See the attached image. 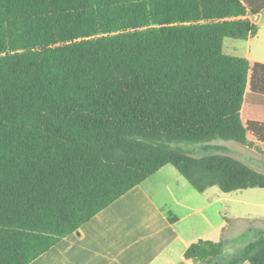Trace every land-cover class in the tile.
<instances>
[{
    "label": "trees",
    "instance_id": "16d2710c",
    "mask_svg": "<svg viewBox=\"0 0 264 264\" xmlns=\"http://www.w3.org/2000/svg\"><path fill=\"white\" fill-rule=\"evenodd\" d=\"M264 0H0V264H31L167 165L200 193L264 188V173L178 144L264 143L245 122L264 63L224 52L248 40ZM223 263L264 264V229Z\"/></svg>",
    "mask_w": 264,
    "mask_h": 264
},
{
    "label": "rangeland",
    "instance_id": "374dc122",
    "mask_svg": "<svg viewBox=\"0 0 264 264\" xmlns=\"http://www.w3.org/2000/svg\"><path fill=\"white\" fill-rule=\"evenodd\" d=\"M224 52L236 57L250 55L264 59V29L251 43L225 38ZM248 102L242 115L245 122L250 117ZM177 146L197 157L207 153L229 155L264 173V156L257 153L259 150L254 151L253 146L225 140ZM168 166L174 173L165 181L170 186L168 195L154 199L153 204L146 203L141 210L134 211L124 206L119 210L124 217L121 234L125 237L120 242L126 246L140 240L136 250L139 263L167 264L165 261L169 257L173 264H180L184 248L179 237L191 244L201 240L227 242L219 258L225 263L254 240V235H245L249 230L264 229V188L225 193L214 186L200 193L173 166ZM162 213L166 218H177V222L171 226L162 218ZM174 230L178 235L173 233Z\"/></svg>",
    "mask_w": 264,
    "mask_h": 264
},
{
    "label": "crops",
    "instance_id": "0c3cea01",
    "mask_svg": "<svg viewBox=\"0 0 264 264\" xmlns=\"http://www.w3.org/2000/svg\"><path fill=\"white\" fill-rule=\"evenodd\" d=\"M250 18L259 28L257 36L260 35L264 29V11ZM252 40L253 38H250L247 41L251 43ZM244 58L252 63H264V59L251 57L250 55H245ZM248 100L250 117L247 121H264V96L251 94ZM248 139L254 143L252 149L256 152L259 150L257 153L264 156V143L257 141L251 134L248 135ZM168 167V165L163 167L142 184L97 214L91 221L83 225L78 233L63 238L56 246L31 264H143L138 262L139 258H137L136 253L141 243L139 239L126 246H123L120 242V239L125 237L121 234L124 217L119 210L122 206L128 209L131 208L134 211L141 210L146 203L153 204L154 199H163L161 196L168 195L170 186L165 181L174 175ZM168 214H171V212H168ZM161 216L171 226L177 222V218L171 216L166 218L163 213ZM173 233L178 235L175 230ZM178 239L182 248H184L180 264H194L193 260L185 258V252L191 243L184 238L179 237ZM165 262L173 264L169 257L166 258Z\"/></svg>",
    "mask_w": 264,
    "mask_h": 264
}]
</instances>
